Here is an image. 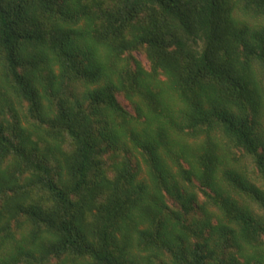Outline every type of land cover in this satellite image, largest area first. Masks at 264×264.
<instances>
[{
    "label": "trees",
    "instance_id": "obj_1",
    "mask_svg": "<svg viewBox=\"0 0 264 264\" xmlns=\"http://www.w3.org/2000/svg\"><path fill=\"white\" fill-rule=\"evenodd\" d=\"M0 264H264V0H0Z\"/></svg>",
    "mask_w": 264,
    "mask_h": 264
}]
</instances>
